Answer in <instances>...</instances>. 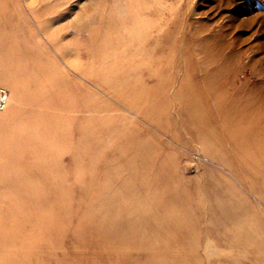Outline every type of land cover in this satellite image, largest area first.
Instances as JSON below:
<instances>
[{"label": "bare ground", "instance_id": "bare-ground-1", "mask_svg": "<svg viewBox=\"0 0 264 264\" xmlns=\"http://www.w3.org/2000/svg\"><path fill=\"white\" fill-rule=\"evenodd\" d=\"M141 1L0 0V264H264V101Z\"/></svg>", "mask_w": 264, "mask_h": 264}, {"label": "rangeland", "instance_id": "rangeland-1", "mask_svg": "<svg viewBox=\"0 0 264 264\" xmlns=\"http://www.w3.org/2000/svg\"><path fill=\"white\" fill-rule=\"evenodd\" d=\"M32 1L35 0H19V3L35 27L27 8V3ZM47 1L51 3L63 0ZM65 1L66 4L60 7V11L65 13L63 20L54 23L53 27L66 25L68 29V22L84 5L93 17H99V11L112 10L115 17L123 18L126 6L132 0ZM140 3V11L141 8L146 9L141 11L142 15L147 14L150 19L161 21V36L173 29L175 21L179 23L181 32L178 39L185 38L188 51L199 56L204 67L208 66L216 71L218 82L223 85L229 81L234 82V87H227L229 93L237 91L252 95V99L264 101V0H143ZM137 5L135 2L131 6L136 8ZM130 9L135 14L136 9ZM93 22L97 26V22ZM37 36L43 40L40 32H37ZM68 38L67 33L63 36V41ZM177 43L182 42L178 40ZM193 54L187 59L192 60ZM186 56L187 54L183 58ZM22 153L28 151L22 150ZM190 156L195 157L194 153ZM85 212L87 213L86 210Z\"/></svg>", "mask_w": 264, "mask_h": 264}]
</instances>
